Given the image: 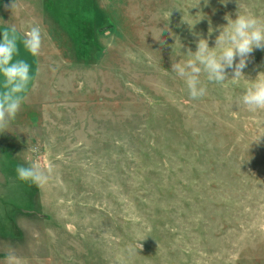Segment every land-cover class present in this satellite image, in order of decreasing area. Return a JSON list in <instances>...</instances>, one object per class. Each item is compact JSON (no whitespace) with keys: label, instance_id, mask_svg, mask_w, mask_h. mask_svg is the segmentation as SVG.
Returning a JSON list of instances; mask_svg holds the SVG:
<instances>
[{"label":"rangeland","instance_id":"rangeland-1","mask_svg":"<svg viewBox=\"0 0 264 264\" xmlns=\"http://www.w3.org/2000/svg\"><path fill=\"white\" fill-rule=\"evenodd\" d=\"M30 1L43 42L0 131V264H264V109L241 101L264 50L238 85L202 73L197 99L172 69L264 0ZM33 164L47 183L18 179Z\"/></svg>","mask_w":264,"mask_h":264},{"label":"clouds","instance_id":"clouds-1","mask_svg":"<svg viewBox=\"0 0 264 264\" xmlns=\"http://www.w3.org/2000/svg\"><path fill=\"white\" fill-rule=\"evenodd\" d=\"M204 2L207 4L208 0ZM221 3L226 4L227 0H221ZM199 4L200 0H195L193 6ZM12 7L14 5L11 4ZM170 15L171 13L168 17ZM201 18L202 16L196 22ZM225 18L227 24L221 28L214 47L209 46L207 39L200 38L197 41L196 51L189 50V58L184 63L172 64L173 71L184 78L189 95L193 99L206 95L207 85L200 78L202 73L206 74L208 82L223 84L229 79L227 70L231 69L233 72L231 83L238 85L245 76L243 69L247 66L254 49L264 50V18L258 17L249 10L243 12L237 10L235 19L229 16ZM186 21L190 27L195 25L191 21ZM42 42L39 26H32L23 37L17 33L14 25L0 31V76L3 77L0 81V131L5 130L19 112L32 80L31 65L24 59L14 60V57L19 55V44L22 43L32 56H37ZM55 70L52 69L53 72ZM241 101L251 111L264 109V71L259 72L246 86ZM261 136H264V133L254 141L259 143ZM32 151L36 152L38 149L33 148ZM16 172L19 180H31L37 185H43L49 179L45 171L35 164L28 167L18 165ZM138 246L142 247L139 241ZM6 264H17L14 254H8Z\"/></svg>","mask_w":264,"mask_h":264},{"label":"crops","instance_id":"crops-1","mask_svg":"<svg viewBox=\"0 0 264 264\" xmlns=\"http://www.w3.org/2000/svg\"><path fill=\"white\" fill-rule=\"evenodd\" d=\"M37 3V0L34 2ZM11 4L14 7L11 8ZM33 3L30 0H0V31L7 29L14 25L17 29V33L23 37L30 27L36 26L39 22V12L35 11L34 8H31ZM8 6L7 8L5 6ZM15 59H24L31 65V76L32 80L28 85V90L25 94V100L31 95L33 85L38 72L39 58L37 56H32L27 50L23 47V44H19V55L14 57ZM3 80V77L0 76V81ZM24 100V101H25Z\"/></svg>","mask_w":264,"mask_h":264},{"label":"trees","instance_id":"trees-1","mask_svg":"<svg viewBox=\"0 0 264 264\" xmlns=\"http://www.w3.org/2000/svg\"><path fill=\"white\" fill-rule=\"evenodd\" d=\"M3 253L2 252H0V255H2Z\"/></svg>","mask_w":264,"mask_h":264}]
</instances>
